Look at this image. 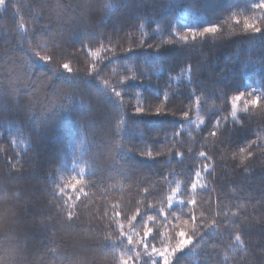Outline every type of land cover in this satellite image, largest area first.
Listing matches in <instances>:
<instances>
[{
	"label": "trees",
	"instance_id": "16d2710c",
	"mask_svg": "<svg viewBox=\"0 0 264 264\" xmlns=\"http://www.w3.org/2000/svg\"><path fill=\"white\" fill-rule=\"evenodd\" d=\"M0 212L15 264H264V0H0Z\"/></svg>",
	"mask_w": 264,
	"mask_h": 264
},
{
	"label": "clouds",
	"instance_id": "9594fccd",
	"mask_svg": "<svg viewBox=\"0 0 264 264\" xmlns=\"http://www.w3.org/2000/svg\"><path fill=\"white\" fill-rule=\"evenodd\" d=\"M14 227V220L0 212V232L9 233ZM0 264H15L8 253L0 254Z\"/></svg>",
	"mask_w": 264,
	"mask_h": 264
},
{
	"label": "snow or ice",
	"instance_id": "6c2138e0",
	"mask_svg": "<svg viewBox=\"0 0 264 264\" xmlns=\"http://www.w3.org/2000/svg\"><path fill=\"white\" fill-rule=\"evenodd\" d=\"M243 151H244V150L242 149V150H241V152H243ZM240 159H241V161L243 162L244 160H246V159H247V157H246V156H244V155H241Z\"/></svg>",
	"mask_w": 264,
	"mask_h": 264
}]
</instances>
